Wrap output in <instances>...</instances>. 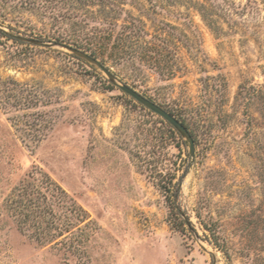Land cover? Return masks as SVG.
Masks as SVG:
<instances>
[{"label":"rangeland","instance_id":"1","mask_svg":"<svg viewBox=\"0 0 264 264\" xmlns=\"http://www.w3.org/2000/svg\"><path fill=\"white\" fill-rule=\"evenodd\" d=\"M55 17L162 47L171 78L136 52L105 66L186 116L194 156L63 45L0 34V264H264V0H0L8 35L56 43L76 28ZM45 177L64 195L38 236L11 199Z\"/></svg>","mask_w":264,"mask_h":264},{"label":"trees","instance_id":"2","mask_svg":"<svg viewBox=\"0 0 264 264\" xmlns=\"http://www.w3.org/2000/svg\"><path fill=\"white\" fill-rule=\"evenodd\" d=\"M52 20L56 22H67V24L76 28L71 30V33L64 32L56 35L54 38L56 43L81 50L100 61L104 66L109 62H115L117 58H119L117 59L119 61L125 60L130 57V52H136L140 60L152 62L148 67L154 70L160 77L171 78L175 75L176 69H174L173 66L168 65V63L159 62L160 59L162 60V58L165 57L163 49H161L162 47L160 48L155 44L147 46L148 42L145 41L144 36L138 32L127 33L125 31H120L114 34V32L110 30H86L87 25L85 21L77 17H55L52 18ZM105 23V25H111V23L106 21ZM0 34L3 37L18 41L13 37L14 35H8L2 31H0ZM142 44H145V47H142ZM134 48L136 49L133 50ZM129 49L132 50L129 51ZM72 57L80 60L74 55H72ZM82 62L93 68L88 63ZM179 118L181 119V123L185 127H188L189 121L186 116L180 115ZM29 177H32V175L30 174ZM170 183L171 181L169 184ZM46 193L52 194V196L56 193V195H64V192L48 177H45V179L40 182V185L22 181L14 188L15 195L13 196H15V198L11 199V204L15 207V215L20 218V230H24L22 226L32 223L31 227L37 231L40 230V232L37 233L39 234L38 236L44 233L43 231L46 227L42 228V225L45 223V214H47L48 210L51 208H49ZM62 202L66 203V201Z\"/></svg>","mask_w":264,"mask_h":264},{"label":"water","instance_id":"3","mask_svg":"<svg viewBox=\"0 0 264 264\" xmlns=\"http://www.w3.org/2000/svg\"><path fill=\"white\" fill-rule=\"evenodd\" d=\"M13 37L20 42L28 43V44L36 45V46L54 47V46L59 45L57 43L45 44V43H42L38 40L28 39V38H24L21 36H13ZM62 47L65 50H67L68 52H70L72 55L77 57L78 59H80V60L88 63L92 67H95V68L99 69L100 71H102L106 75V77L108 78V80L111 84H113L115 87H117L124 94H126L129 97H131L132 99H134L140 105H142L143 107H145L146 109H148L152 113L156 114L157 116H159L163 120H165L175 131H177L179 133V135L183 139L186 140V142L188 143V146H189V151H188L189 156L191 157V159H193V156H194L193 138H192L191 134L189 133V131L187 130V128L180 121H178L175 117H173L172 115H170L169 113L164 111L158 105L154 104L150 100L146 99L145 97H143L142 95H140L139 93L134 91L129 86H127L125 84H119L116 81L115 77L112 75V73L107 69V67L104 66L102 63H100V61H98L97 59H95L91 55H89V54H87L81 50L70 47V46H64L63 45Z\"/></svg>","mask_w":264,"mask_h":264}]
</instances>
